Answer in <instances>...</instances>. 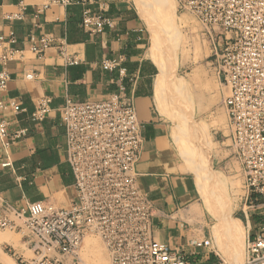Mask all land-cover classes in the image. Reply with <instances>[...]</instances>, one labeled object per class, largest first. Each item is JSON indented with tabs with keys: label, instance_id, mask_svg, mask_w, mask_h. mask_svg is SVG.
I'll use <instances>...</instances> for the list:
<instances>
[{
	"label": "built area",
	"instance_id": "built-area-1",
	"mask_svg": "<svg viewBox=\"0 0 264 264\" xmlns=\"http://www.w3.org/2000/svg\"><path fill=\"white\" fill-rule=\"evenodd\" d=\"M56 1L62 6L81 4L80 24L90 34L113 23L99 6L91 7L93 0ZM177 1L180 8L182 2ZM188 7L204 27L215 73L226 89L222 105L228 146L240 166L245 202L262 217L255 223L246 217V263L264 264V0H188ZM45 46L44 42L31 49L39 54ZM121 59L104 58L100 66L111 71ZM7 81L1 73L2 167L11 164L9 149L28 132L16 119L4 115L7 106L15 114L22 110L12 99L4 101ZM122 81L123 77L117 91L98 97H67L59 109L65 159L73 176V196L67 206L48 200L8 201L0 196V233L20 235L34 255L23 263L15 257L10 242L3 241L1 250L15 257V263L17 259L21 264H66L65 260L82 264L80 252L96 238L108 264H189L181 252L154 236V206L141 190L135 170L143 147L141 123L134 97L126 93ZM49 101L47 96L36 101L32 121L47 116Z\"/></svg>",
	"mask_w": 264,
	"mask_h": 264
},
{
	"label": "crops",
	"instance_id": "crops-1",
	"mask_svg": "<svg viewBox=\"0 0 264 264\" xmlns=\"http://www.w3.org/2000/svg\"><path fill=\"white\" fill-rule=\"evenodd\" d=\"M93 2L91 7L99 6L113 23L100 33L90 34L80 24L81 4L0 0V74L8 77L3 99H12L22 108L15 114L7 106L4 115L28 129L27 136L9 149L11 164L2 167L0 158V196L8 201L48 200L59 207L67 206L73 196V176L65 159V132L59 109L67 97L84 100L117 91L123 77L125 91L133 95L141 123L143 147L135 170L141 190L154 206L156 240L181 252L189 264H225L195 178L186 169L176 143V129L168 118L162 92L159 98L162 109L156 101L162 57H156L158 43L153 47L151 31L135 0ZM41 39L46 46L37 54L31 47L42 45ZM114 57L122 58L115 69L108 71L100 66L102 59ZM122 68L124 73L120 72ZM196 78L204 94L206 88L202 85L207 78L202 74ZM216 79L220 83L217 74ZM166 86L172 85L167 82L163 89ZM42 96L50 99V111L42 121L35 122L30 114ZM223 111L225 114L224 107ZM229 156L228 161L224 163L220 158L219 163L228 172L231 167L240 171L239 163L227 148L225 157ZM246 217L251 223L262 220L255 210L247 207L244 198L236 220L244 231L245 241ZM205 240L208 245L203 244ZM6 241L10 242L14 255L20 256L22 249L15 244L16 239L9 237ZM93 241H98L100 247L93 245ZM87 243L80 252L82 264H86L82 255L100 248L104 252L99 239ZM0 258L3 261L4 257ZM102 258L95 256L87 262L104 264Z\"/></svg>",
	"mask_w": 264,
	"mask_h": 264
},
{
	"label": "rangeland",
	"instance_id": "rangeland-1",
	"mask_svg": "<svg viewBox=\"0 0 264 264\" xmlns=\"http://www.w3.org/2000/svg\"><path fill=\"white\" fill-rule=\"evenodd\" d=\"M181 2L180 8L177 0H139L140 5L137 6L151 31L153 47L158 43L156 57L162 56L159 64L167 68L160 96L162 92V100L167 107L168 118L175 126L176 143L185 159L186 169L194 176L203 208L214 225L217 250L222 262L247 264L244 231L236 220L245 198L242 173L234 167L228 172L219 163L220 158L224 163L230 158L225 157L230 142L222 105L226 89L216 79L209 42L200 19L190 12L188 0ZM200 74L207 78L206 84L202 85L206 88L204 94L196 78ZM167 82L175 84L163 89ZM176 82H179L183 92L177 89ZM206 157L207 167L203 166ZM210 175L217 177L216 182ZM0 236V243L9 237L16 239L15 244L22 249L19 257L23 263L30 262L34 257L21 242L20 235L1 232ZM92 243L100 247L98 241ZM0 255L9 258L14 264H21L17 259L15 263L13 259L18 255L9 257L1 248ZM82 256L86 257V264L95 256H102L104 264H108L101 248L100 251Z\"/></svg>",
	"mask_w": 264,
	"mask_h": 264
},
{
	"label": "bare ground",
	"instance_id": "bare-ground-1",
	"mask_svg": "<svg viewBox=\"0 0 264 264\" xmlns=\"http://www.w3.org/2000/svg\"><path fill=\"white\" fill-rule=\"evenodd\" d=\"M136 4L139 6L140 3H139V0H135ZM159 70H160V74H159V77L157 79V82H156V89H157V93H156V101L158 100L159 101V98H160V90H161V85H162V82H163V79H164V76L166 75V67L164 66V64H159ZM167 76V75H166ZM167 81V80H166ZM171 81V80H170ZM175 84V83H172V85ZM165 86V85H164ZM176 86L178 87L177 89H179L180 91L183 92L182 90V87L181 85L179 84V82L177 83L176 82ZM158 105L160 106L159 108L162 109V104L158 103ZM165 110V109H164ZM163 112V111H162ZM165 113V112H164ZM207 157L205 158V160L203 161V166L207 167L206 163L208 164L207 162ZM210 168V167H209ZM217 176V175H216ZM211 179L213 180V182H216L217 180V177H215L214 175H210ZM242 229V228H240ZM239 230V229H238ZM241 231V230H239ZM1 240V239H0ZM3 263L4 264H14V262L12 260H10L9 258H3Z\"/></svg>",
	"mask_w": 264,
	"mask_h": 264
}]
</instances>
